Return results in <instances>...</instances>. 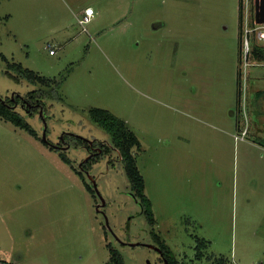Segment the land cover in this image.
<instances>
[{
	"label": "rangeland",
	"instance_id": "obj_1",
	"mask_svg": "<svg viewBox=\"0 0 264 264\" xmlns=\"http://www.w3.org/2000/svg\"><path fill=\"white\" fill-rule=\"evenodd\" d=\"M244 5L0 0V96L34 89L7 75L1 55L64 80L60 99L47 101L46 141L39 115L17 110L38 137L0 118V263L107 264L112 248L125 264H166L158 238L177 264H264V146L256 142L264 140V95L255 96L264 90V61L253 57L243 71L240 7L242 23L254 16L252 2ZM88 7L95 15L84 31ZM96 108L140 140L133 155L155 225L121 161L103 159L90 179L79 173L84 150L48 146L65 132L109 143L89 115Z\"/></svg>",
	"mask_w": 264,
	"mask_h": 264
},
{
	"label": "trees",
	"instance_id": "obj_2",
	"mask_svg": "<svg viewBox=\"0 0 264 264\" xmlns=\"http://www.w3.org/2000/svg\"><path fill=\"white\" fill-rule=\"evenodd\" d=\"M241 6V4H240ZM242 20L243 11L240 7V55H241V35H242ZM3 61L7 63V75L17 83L27 82L31 84L34 89L29 91L25 97L32 103L37 100L42 104L45 110L48 112L47 101L53 99H60L59 86L64 80H57L56 78H47L39 75L38 73L29 69L23 68L20 64H11L8 59L1 55ZM253 57L259 61H264V48L257 45L254 46ZM240 74L238 75V85L240 82ZM241 102V93L238 95V108L236 112H239V104ZM36 111V110H35ZM35 111H31L29 116H34ZM89 115L92 121L102 128L106 134L110 137L114 147L120 152L122 157V164L125 173L128 177L131 191L134 196L138 199L140 205L143 208V214L147 218L151 225H155L156 220L154 218V212L152 210V203L145 195V181L138 168L136 157L133 155V149H141V143L136 134L128 127L126 122L119 117L112 114L110 111L104 109H91ZM0 118L6 122L13 124L15 127L26 130L31 135L38 137L36 130L30 125L25 116L17 110L10 108L8 105L3 104L0 101ZM72 142L74 147H81L86 144V141L80 137L69 136L67 137ZM256 142L259 145L264 146V140L257 139ZM65 162H69L68 158L62 153L61 154ZM95 161V160H94ZM81 174V173H80ZM92 191V188L90 187ZM93 192V191H92ZM159 247L163 255V259L168 264H177L175 257L171 249L166 245L164 241L157 238ZM199 242L201 240H198ZM201 246L206 244L205 240H202ZM200 247V245H199ZM197 247V248H199ZM201 253V251H200ZM197 256L201 257V254ZM110 261L107 264H125V261L121 254L110 248ZM217 263L225 264L223 258L218 259Z\"/></svg>",
	"mask_w": 264,
	"mask_h": 264
},
{
	"label": "flooded vegetation",
	"instance_id": "obj_3",
	"mask_svg": "<svg viewBox=\"0 0 264 264\" xmlns=\"http://www.w3.org/2000/svg\"><path fill=\"white\" fill-rule=\"evenodd\" d=\"M0 101L3 104L8 105L10 108H13L15 110H18V108H20L24 110L27 114H30L31 111L36 110L35 114L40 116V113L42 111V116L40 117L43 120V122L46 121L47 117L49 116L48 112L45 110V108L38 100L32 103L25 96L20 95L18 93H13L11 94V96L7 95L6 97L0 96ZM69 136L80 137L86 141V144H84L81 147H74L72 142L69 141L67 138ZM47 144L49 147L62 152H67L68 150L73 148L84 150L87 154L86 156L87 158L79 164V173L81 174L89 175L93 167L99 162H101L103 159L109 160V163H112L113 160H118V161L122 160V157L120 156V152L118 151V149L114 147L111 140L109 143L106 141L102 142L95 139L84 138L73 133L65 132L62 136L59 137L57 143L53 144L51 142H48ZM115 157L117 158L114 159ZM132 194L136 202L140 205L138 199L134 196L133 192ZM142 213H143V208H142ZM123 244L131 246V244L126 242ZM0 264H13V263L5 262Z\"/></svg>",
	"mask_w": 264,
	"mask_h": 264
},
{
	"label": "built area",
	"instance_id": "obj_4",
	"mask_svg": "<svg viewBox=\"0 0 264 264\" xmlns=\"http://www.w3.org/2000/svg\"><path fill=\"white\" fill-rule=\"evenodd\" d=\"M261 1V0H260ZM250 2L253 4L254 16L251 24L248 21L246 23H242V35H241V62H243V71L246 72L247 68L253 65L251 61L253 58L254 44L259 42H264V24H256L255 22V6L256 0H244V6L249 7ZM243 3V0H242ZM95 15L94 10L91 7L85 9L82 18L79 19V25L86 31V26L92 21ZM47 49H49L50 54H56V50L53 44L49 43L47 45ZM242 72L244 75L245 73ZM242 76V75H241ZM243 77V76H242ZM247 79V75L245 74L244 81ZM247 135V130H243L242 138ZM230 264H237L232 261Z\"/></svg>",
	"mask_w": 264,
	"mask_h": 264
},
{
	"label": "water",
	"instance_id": "obj_5",
	"mask_svg": "<svg viewBox=\"0 0 264 264\" xmlns=\"http://www.w3.org/2000/svg\"><path fill=\"white\" fill-rule=\"evenodd\" d=\"M255 22L256 24H264V0H256V6H255ZM40 116H42V111L40 113ZM45 123V130H44V134H43V139L46 141V131H47V125H46V121H44ZM89 178L91 179V177L89 176ZM105 206V202L104 200H102V203L98 206V209L100 207ZM138 244H131V246H136ZM150 248H154L153 246H149ZM156 249L158 252L161 253L160 249L154 248ZM162 254V253H161ZM163 258V255H162ZM165 263H167V261L165 260Z\"/></svg>",
	"mask_w": 264,
	"mask_h": 264
},
{
	"label": "crops",
	"instance_id": "obj_6",
	"mask_svg": "<svg viewBox=\"0 0 264 264\" xmlns=\"http://www.w3.org/2000/svg\"><path fill=\"white\" fill-rule=\"evenodd\" d=\"M87 31V30H86ZM255 45H257V43H255L254 44V46ZM55 55V54H54ZM255 61H254V63H256V62H258L259 60L258 59H254ZM253 63V64H254ZM255 65V64H254ZM256 65H259V64H257L256 63ZM250 78V77H249ZM248 81V80H247ZM259 82H257V84H258ZM264 95V90L263 89H257V90H255V96H257V97H260V96H263ZM235 262V261H234ZM237 263V262H236ZM238 264V263H237Z\"/></svg>",
	"mask_w": 264,
	"mask_h": 264
}]
</instances>
